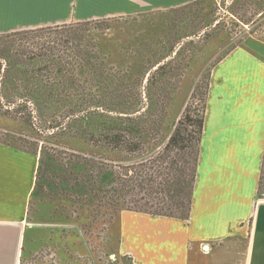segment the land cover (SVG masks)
<instances>
[{
  "label": "rangeland",
  "instance_id": "1",
  "mask_svg": "<svg viewBox=\"0 0 264 264\" xmlns=\"http://www.w3.org/2000/svg\"><path fill=\"white\" fill-rule=\"evenodd\" d=\"M222 2L218 0L209 26L203 23V7L189 4L177 8L173 17L161 15L154 29L146 31L142 24L116 18L0 32V54H7L9 63L0 60L14 79L0 90V145L36 153L37 166L42 156L54 169L45 170L41 195L29 201L23 228L27 245L21 248L19 264H132L116 252L114 225L121 211H107V198L124 195L122 211L137 210L149 198V191L136 186L138 181L151 175L156 184L170 182L183 171L188 174L183 167L186 152L163 150L166 128H150L152 148L139 139L127 145L111 140L126 137L121 133L131 122L127 119L140 115H150L155 122L171 116L175 125L186 114L198 120L210 71L232 48L252 44L264 60V4L255 1L228 15ZM215 37L218 46L222 38L224 44L210 54L207 48ZM136 54L146 60H138ZM149 60L144 85L153 81L151 72L158 66L171 63L175 71L155 81L158 91L152 94L160 101L152 107L145 86L142 98L140 82L125 77L126 66L144 67ZM101 83L138 84V91L134 85V90L107 88L103 93ZM113 148L122 153L113 154ZM77 164L84 167L83 174ZM100 173H114L127 191L119 185L105 189L106 198L96 207L97 202L90 204L92 195L86 196ZM75 181L85 183L86 189ZM165 193L154 191L147 207H165L175 194L168 188ZM258 193L264 200V150Z\"/></svg>",
  "mask_w": 264,
  "mask_h": 264
},
{
  "label": "crops",
  "instance_id": "2",
  "mask_svg": "<svg viewBox=\"0 0 264 264\" xmlns=\"http://www.w3.org/2000/svg\"><path fill=\"white\" fill-rule=\"evenodd\" d=\"M217 3L0 0V32L116 18L142 24L146 31L154 29L161 15L170 17L189 4L203 7V23L209 26ZM222 3L226 8L232 0ZM218 38L208 53L223 47L224 39L218 46ZM257 52L252 44L236 46L210 71L187 220L118 213L116 252L132 264H264V200L258 193L264 150V60ZM36 170L35 156L0 145V264H19L21 248L27 245L23 228Z\"/></svg>",
  "mask_w": 264,
  "mask_h": 264
},
{
  "label": "trees",
  "instance_id": "3",
  "mask_svg": "<svg viewBox=\"0 0 264 264\" xmlns=\"http://www.w3.org/2000/svg\"><path fill=\"white\" fill-rule=\"evenodd\" d=\"M258 1L259 4L263 6L264 4V0H232V4L226 8V12H228L229 14H232L234 11L240 10V9H246L248 6H251L250 4L253 5L252 2ZM175 15L172 14V17ZM171 17V18H172ZM172 22V19L171 21ZM136 58L138 60H146L145 56H140L136 54ZM180 57V56H179ZM178 58V57H177ZM0 59L4 60L5 64L9 63V56L7 54H0ZM11 59V58H10ZM180 61V60H178ZM147 62H144V67H142L143 65L140 66H135V65H129L126 66L125 68V72L126 75L125 77L130 78V79H134L137 83L140 82L139 85V90H140V96L143 98V91H144V86L146 88L145 90V98L147 99V104H150V106L152 107L154 103H157L158 100L157 98L153 97L152 93H156L158 90L155 89L153 87L155 81L157 82H162L167 75L174 73V69L172 68L171 63L166 64V65H161L158 66L155 70H152V74L155 76L153 78V81L148 82L147 85H144L143 83V77L145 78L146 76V69L147 67L152 63L151 60L148 61V64L146 65ZM12 64V63H10ZM8 64V67L11 68V65ZM14 64V63H13ZM20 69V68H19ZM25 70L20 69V71ZM10 70L6 69L3 70V66H2V62L0 60V81L2 80V84L3 86L0 85V90L4 89V85L7 87L9 86L14 79H12L8 73ZM121 74H120V78L124 77L123 71L120 70ZM19 72V71H18ZM26 72V71H25ZM128 72V73H127ZM135 84H131L130 86H124L122 84H107V83H101L99 85V89L100 91H103V93H106V89L109 88L111 90H119V89H123V90H130V88H132V86H134ZM123 86V87H122ZM135 89L138 91V84L135 85ZM132 90H134L132 88ZM207 90L208 88L204 89L203 92V96H202V110H201V114L198 117V120L193 121L188 114H186L182 119L179 120V122L175 125L174 124V117L168 116V117H164L162 120L160 119V121L155 122L154 120H150V115H140L137 116L135 118H131V119H127L130 120L131 122H126L124 129L123 130V135H126V137H119V138H114L111 140L113 144H126L128 141H132V139H139L140 142H144L147 143V145L154 144V142H150V136H149V130L150 128L153 129H158V130H162L163 128L167 129V134L165 136V138H168L165 146L163 148V150L165 152H169V151H173V150H182L183 152H186L185 155V161L183 162V167L185 168V172L188 174H185L184 171L177 174L178 176L174 177V179L172 181H168L164 180V182L160 181L157 182L155 184L154 180L151 178H143L142 182L138 181V184L136 186H140L142 185V189L147 192L149 191V193L147 195H149V198L144 199L143 202L144 205H138L137 210H133L132 212H138V213H145V214H150V215H155V216H164V217H171V218H177V219H181V220H187L189 213H190V209H191V198H192V191H193V187H194V182H195V175H196V168H197V162H198V156H199V146H200V140H201V135H202V128H203V119H204V111H205V104H206V95H207ZM206 93V95H205ZM157 95V94H156ZM144 98V99H145ZM204 102V104H203ZM150 112V111H149ZM120 120V119H118ZM116 123V122H113ZM118 128H121L120 125H118ZM116 128H112V130H115ZM120 130V129H119ZM124 131L126 133H124ZM120 133V132H119ZM152 139V138H151ZM163 138L159 137V142L160 140H162ZM165 140V139H164ZM139 143V142H138ZM152 148V146H151ZM113 154L118 155L121 152V149H117V148H113ZM122 153V152H121ZM33 156H36V153H31ZM45 160H43L42 156H40L39 160H38V166H37V170H36V177H35V184H34V189L31 193L30 196V200H33L35 198H37L38 196L41 195V186H42V181H43V177L46 176L44 175V173L46 172L45 170H54L53 169V164L52 163H46ZM79 165V167L77 166ZM76 165V169L78 171L79 174H83L84 172L80 171L81 168H84L82 166H80V164ZM82 165V164H81ZM51 167V168H50ZM64 174V172L62 173ZM99 174H97V179L94 180V188L89 190L88 196L86 197H90V195H92V197L89 198V200L91 201L90 204H93L94 202H97V206L101 205V200H103V198H106L107 193L104 195V191H106L105 189L111 187V186H117L119 185V187H121V190L125 189V182L121 181V180H117V178L114 176V173H103L101 175L98 176ZM43 176V177H42ZM151 179V180H150ZM77 180V179H76ZM260 181H261V175H260ZM66 181H64L65 183ZM82 181H75V184L77 187H82V189H86L84 188V184H80ZM171 183V184H169ZM74 184V185H75ZM165 184V185H164ZM260 184V183H259ZM66 185V184H65ZM63 185L61 183V186L64 187L65 189H67V187ZM153 185H156V187L153 189ZM159 186V188H158ZM152 187V189H151ZM165 188L171 189L172 192H174V196L172 197V200H170L168 202V204H166V202H164V206L158 207L157 204H153L155 207V210L151 211L147 205H149V201H150V196L153 195V192L155 191H160L164 194L165 193ZM136 189V188H134ZM151 189V190H150ZM119 190V189H118ZM120 190V192H121ZM126 190V189H125ZM127 191V190H126ZM125 191V192H126ZM168 192V191H167ZM169 193V192H168ZM100 195H103L102 197ZM84 196V197H85ZM123 197H125L124 195L120 197V199L117 198H110L108 197V203L106 206V210H113L114 211H122V203L120 201H123ZM122 198V199H121ZM140 202V201H139ZM138 204H141L139 203ZM89 204V205H90ZM162 204V203H161ZM105 206H102L105 208ZM158 207V208H157ZM153 208V207H152ZM161 208H167L168 212H164L161 210Z\"/></svg>",
  "mask_w": 264,
  "mask_h": 264
}]
</instances>
